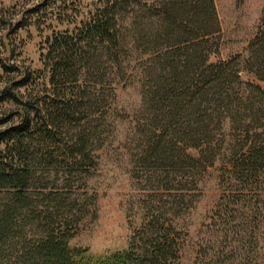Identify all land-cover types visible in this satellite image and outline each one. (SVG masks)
I'll list each match as a JSON object with an SVG mask.
<instances>
[{"label":"trees","instance_id":"trees-1","mask_svg":"<svg viewBox=\"0 0 264 264\" xmlns=\"http://www.w3.org/2000/svg\"><path fill=\"white\" fill-rule=\"evenodd\" d=\"M136 2L102 0L74 29L53 32L41 54L48 85L27 95L6 92L22 119L0 129V191L8 194L0 203V264H179L187 234L173 220L199 194V174L219 158L228 119L233 142L219 196L198 231L194 264H264V7L246 54L213 62L221 32L214 0H153L147 13L155 21L147 24L137 21ZM124 28L151 56L141 160L153 183L129 247L95 255L70 242L89 213L71 199L72 166L97 164L86 125L104 89L115 96L110 76L121 67ZM242 70L258 84L242 81ZM232 83L244 85L245 95L233 97ZM252 94L261 96L260 106ZM67 125L79 128L65 140ZM43 161L74 171L65 172L61 187H39L35 167Z\"/></svg>","mask_w":264,"mask_h":264},{"label":"rangeland","instance_id":"rangeland-1","mask_svg":"<svg viewBox=\"0 0 264 264\" xmlns=\"http://www.w3.org/2000/svg\"><path fill=\"white\" fill-rule=\"evenodd\" d=\"M101 1L0 0V129L18 124L22 119L20 109L6 98V92L21 96L31 91L36 93L48 85L41 58L46 51L47 38L53 32L74 29L95 11ZM151 3L153 0H137L134 4L135 16L142 24L155 21V16L147 13ZM214 3L221 32L218 53L211 54L210 61H226L237 54H246L247 43L257 30L264 0H242L241 3L214 0ZM121 15L125 18L127 12L122 11ZM18 22L22 28H16ZM125 32L128 33L127 46L120 56L121 67L110 76L114 81L115 96L110 89H104L102 106L86 125L90 137L89 151L97 164L95 167L89 166V162L87 166H72L76 172L71 178V199L86 205L89 213L79 223L70 242L88 248L95 255L111 254L129 247L132 230L143 222L144 207L149 203H146L148 198L145 195L150 193L153 183L150 171L141 160V150L148 134L146 122L151 117L143 100V92L148 91L150 85L147 71L151 56L142 53L134 45L132 34ZM239 74L244 82L251 79L243 70ZM29 75L28 84L23 86ZM259 84L264 91V83ZM230 88L233 97L245 95L244 85L232 83ZM252 100L255 107L261 105L260 95L252 94ZM230 125L229 119L223 122L219 158L198 176L199 194L192 198L189 208L182 210L173 220L176 227L187 234L179 264H194L198 231L219 196L220 168L229 144L233 142ZM78 128L65 126L62 130L65 140ZM188 151L197 153L192 148ZM35 171V185L55 189V185L61 187L65 172L74 170L65 163L51 165L43 161L36 164ZM7 198V192L0 191V203ZM26 232L29 234L28 229ZM5 251L10 252L8 246Z\"/></svg>","mask_w":264,"mask_h":264}]
</instances>
